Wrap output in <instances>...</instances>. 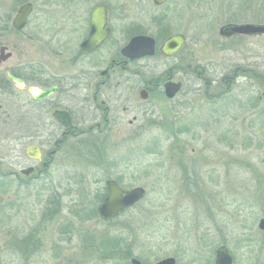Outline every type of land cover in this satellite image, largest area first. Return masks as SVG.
<instances>
[{
	"label": "rangeland",
	"instance_id": "374dc122",
	"mask_svg": "<svg viewBox=\"0 0 264 264\" xmlns=\"http://www.w3.org/2000/svg\"><path fill=\"white\" fill-rule=\"evenodd\" d=\"M189 4L193 20L178 21L172 17L175 12L164 11L170 15L166 25L188 33L180 59L192 55L199 70L209 66L211 72L201 79L217 83L205 89L204 81H195L200 92L191 97L190 107L178 111L174 101L154 93L147 105L154 116L149 115L142 132L125 124L120 131L115 126L100 136H81L86 144L90 139L93 150L103 145L105 152L98 158L94 150L81 160L67 149V156L49 167L58 194L56 211L43 203L49 199L47 190L36 201L37 188L0 189V264H127L132 256L146 259L144 264L168 256L176 264H213L218 241L231 252L233 264H264V231L258 228L264 217V96L259 98L261 90L252 82L264 74V34H237L222 42L219 33L226 23L264 24V0H190ZM146 10L153 11L150 4ZM47 24L31 21L23 33H0V44L15 53L10 63L44 61L51 40ZM157 24L148 18L147 30L157 33ZM235 62L242 65V73L223 97L209 102L205 92L218 93L220 76ZM144 63L146 75L153 77L171 66L158 57ZM57 65H49L52 73L74 71ZM183 72L186 69L181 68L172 76L187 78ZM134 97L139 100L137 93ZM11 100L4 107L10 113ZM149 116L137 120L146 122ZM4 119L0 117V172L7 174L17 167L12 163L11 119L3 124ZM66 173L82 181L71 186L70 193L60 179ZM106 179H117L124 189L144 187L146 194L116 220L91 217ZM81 201L80 222L71 218L68 206L77 208ZM70 220L73 233L62 234ZM128 231L135 240L128 241L125 249L109 256L98 248L102 234L126 236Z\"/></svg>",
	"mask_w": 264,
	"mask_h": 264
},
{
	"label": "flooded vegetation",
	"instance_id": "af4514ba",
	"mask_svg": "<svg viewBox=\"0 0 264 264\" xmlns=\"http://www.w3.org/2000/svg\"><path fill=\"white\" fill-rule=\"evenodd\" d=\"M149 1L0 0V33H23L31 21L45 20L51 38L43 59L45 63L32 60L10 63L9 60L15 53L9 50L7 45L0 44V56L4 57L0 61V117H5L3 124H6L8 118L11 119L15 144L12 163L17 167L15 172H0V189L9 190L12 187L14 190L21 186L28 190L37 188L36 201L40 200L41 192L47 190L49 199L43 203L50 210L56 211L58 194L54 189L56 183L48 173L49 167L55 164L59 157L65 158L67 149L81 160L84 155L94 153V150H97L98 158L101 157L100 153L105 152V146H96L93 150L90 139L88 138L86 144L81 136H100L111 132L115 126H118L115 130L120 131L125 124L137 132L147 130L149 115L154 113L153 108L147 106L151 102V96L156 92L165 96V84L169 81L179 83L180 88L172 98L165 97L174 101L177 111L186 105L190 107L191 97L201 90L195 81L211 70L209 71V66H202L199 70V65L194 63L192 55L180 59L181 51L188 45V33L186 30H172L170 26L167 27L166 22L170 15L163 13L175 12L172 17L178 21H191L193 15L188 13L190 0ZM149 4L153 11L147 12ZM23 5H29L30 10L23 27L17 29L14 20ZM148 18L158 23L157 33L156 29L147 30ZM173 35L183 36L184 41L172 55H164L160 48L165 40ZM142 36L154 40V53L134 58L125 54L128 43L133 38ZM237 36L234 34L220 38L222 42H226ZM157 57L161 63L171 62L170 69L155 77L147 76L148 64L144 61ZM52 62L62 69L69 68L74 71L52 73L49 66ZM229 66L228 71L219 78L220 91L209 94L205 92V98L209 102L223 97L242 70V65L237 62ZM181 68L186 69L183 73L188 77L174 79L173 73H179ZM7 74L20 79L21 83H14ZM257 76V81L252 82L260 88L261 98L264 96V74ZM200 81H204L205 89L216 82L205 79ZM53 87L55 89L51 94L36 98L39 91ZM221 88H224V93ZM136 93L139 100H135ZM9 98L12 99L11 113L4 108ZM145 116H149L146 122L137 120L138 117ZM23 145L25 147L22 150ZM1 160L2 158L0 162ZM60 179L69 193L72 192L71 186L82 184L76 174L66 173L60 176ZM107 180L104 181L103 193H97V198L101 194L103 197L97 206L90 210L91 213L94 210L97 214V207L106 194ZM114 180L119 183L117 179ZM80 194L81 192H78L77 198ZM0 196L3 201V196ZM81 203L82 201L74 209H71L73 205L68 206L71 218L80 222V212L83 210ZM72 221L61 228L64 232L62 234L73 233V228L70 227L73 226ZM31 241V236L26 239L29 248ZM222 245V241L214 244L216 248L213 251V264L216 250Z\"/></svg>",
	"mask_w": 264,
	"mask_h": 264
},
{
	"label": "water",
	"instance_id": "95a60500",
	"mask_svg": "<svg viewBox=\"0 0 264 264\" xmlns=\"http://www.w3.org/2000/svg\"><path fill=\"white\" fill-rule=\"evenodd\" d=\"M162 1V0H160ZM156 0V2H160ZM29 5H23L19 9L14 20V26L17 29H21L25 24L26 16L29 12ZM219 33L222 37H229L234 34H245V35H263L264 24L258 23H226L219 28ZM184 41V37L181 35H173L165 40L162 44L160 51L167 56L172 55L177 51ZM125 54L134 57H141L144 55H152L154 53V40L149 37H135L133 38L125 48ZM0 56V61L2 60ZM8 77L14 83H21L20 79L7 74ZM180 84L169 81L165 84V96L172 98L175 93L179 90ZM55 87L48 90L39 91L36 98H42L46 95L51 94ZM28 172V171H27ZM106 194L102 202L97 207V214L103 220L113 219L118 217L122 212L133 207L140 200H142L146 194L144 187L136 186L130 189H123L117 181L114 179H108L105 182ZM2 197L0 196V202ZM258 228L264 231V217L258 221ZM233 257L225 245L220 246L215 253L214 264H233ZM130 264H143L137 257H131L129 260ZM176 259L172 256H168L157 260L151 264H175Z\"/></svg>",
	"mask_w": 264,
	"mask_h": 264
},
{
	"label": "trees",
	"instance_id": "16d2710c",
	"mask_svg": "<svg viewBox=\"0 0 264 264\" xmlns=\"http://www.w3.org/2000/svg\"><path fill=\"white\" fill-rule=\"evenodd\" d=\"M103 197V195L101 194L99 196V200H101ZM91 217H97L98 215L96 214V212L93 210V212L90 215ZM112 220H116V218L112 219ZM131 231H128V235L123 236L120 233L111 235V234H102L98 240L99 244H98V248L102 251H108V255L110 256L111 254L115 253L116 251H119L121 249H125L127 242L129 244H132L135 240V238H133V236L130 235ZM136 236V235H135ZM131 239V240H129ZM128 254L131 253V247H129V250L127 251ZM127 258V256H126ZM142 262L145 261L146 259L141 258ZM129 264V263H127Z\"/></svg>",
	"mask_w": 264,
	"mask_h": 264
}]
</instances>
